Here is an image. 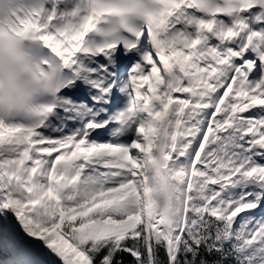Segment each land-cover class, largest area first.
<instances>
[{"label": "snow or ice", "instance_id": "snow-or-ice-1", "mask_svg": "<svg viewBox=\"0 0 264 264\" xmlns=\"http://www.w3.org/2000/svg\"><path fill=\"white\" fill-rule=\"evenodd\" d=\"M0 264H264V0H0Z\"/></svg>", "mask_w": 264, "mask_h": 264}]
</instances>
